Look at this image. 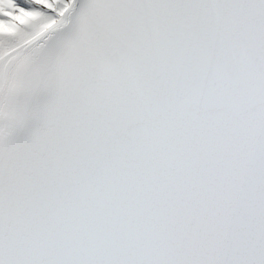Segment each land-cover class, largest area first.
<instances>
[{
  "label": "snow or ice",
  "instance_id": "6c2138e0",
  "mask_svg": "<svg viewBox=\"0 0 264 264\" xmlns=\"http://www.w3.org/2000/svg\"><path fill=\"white\" fill-rule=\"evenodd\" d=\"M0 264H264V0H0Z\"/></svg>",
  "mask_w": 264,
  "mask_h": 264
}]
</instances>
